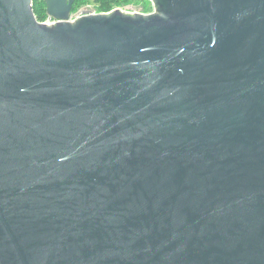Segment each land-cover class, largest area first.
<instances>
[{"label": "water", "instance_id": "obj_1", "mask_svg": "<svg viewBox=\"0 0 264 264\" xmlns=\"http://www.w3.org/2000/svg\"><path fill=\"white\" fill-rule=\"evenodd\" d=\"M74 1L0 0V264H264V0Z\"/></svg>", "mask_w": 264, "mask_h": 264}, {"label": "trees", "instance_id": "obj_2", "mask_svg": "<svg viewBox=\"0 0 264 264\" xmlns=\"http://www.w3.org/2000/svg\"><path fill=\"white\" fill-rule=\"evenodd\" d=\"M133 1L136 0H75L72 6V10H74L78 4L80 5L81 3H85L93 4L98 12L105 13L109 12L120 4L129 3ZM32 11L36 20L38 22H43V20L47 17L44 0H32Z\"/></svg>", "mask_w": 264, "mask_h": 264}, {"label": "rangeland", "instance_id": "obj_3", "mask_svg": "<svg viewBox=\"0 0 264 264\" xmlns=\"http://www.w3.org/2000/svg\"><path fill=\"white\" fill-rule=\"evenodd\" d=\"M131 6L134 8H137V9H141V10H143L144 13H148V14L152 13L153 9H154L149 4L148 0H136L133 2H129V3H123V4L116 6L115 8L126 9V8L131 7ZM90 13L100 14L102 12H98L96 7L93 4H85V3H81L80 5L78 4L74 10H71L70 20L73 21V20L79 18L82 14H90ZM45 19L43 21H45Z\"/></svg>", "mask_w": 264, "mask_h": 264}, {"label": "built area", "instance_id": "obj_4", "mask_svg": "<svg viewBox=\"0 0 264 264\" xmlns=\"http://www.w3.org/2000/svg\"><path fill=\"white\" fill-rule=\"evenodd\" d=\"M148 2L153 7L151 1L148 0ZM114 10H120L121 12L128 13V14H143V15H147L148 14V13H144L143 10L134 8L132 6L129 7V8H126V9L114 8V9L110 10L109 12H106L105 14L111 13ZM90 14H92V13H90ZM40 23H43V24H46V25H52V24H55L56 22L53 19H51L50 17L47 16L45 21L40 22Z\"/></svg>", "mask_w": 264, "mask_h": 264}]
</instances>
